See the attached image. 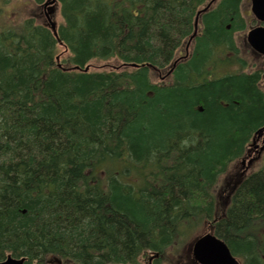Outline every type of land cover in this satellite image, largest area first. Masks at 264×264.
Listing matches in <instances>:
<instances>
[{"label":"trees","instance_id":"1","mask_svg":"<svg viewBox=\"0 0 264 264\" xmlns=\"http://www.w3.org/2000/svg\"><path fill=\"white\" fill-rule=\"evenodd\" d=\"M210 1L58 0V38L32 18L0 25V262L167 264L207 224L264 264V154L223 213L215 195L264 129V71L236 41L255 21L220 0L187 55Z\"/></svg>","mask_w":264,"mask_h":264},{"label":"rangeland","instance_id":"2","mask_svg":"<svg viewBox=\"0 0 264 264\" xmlns=\"http://www.w3.org/2000/svg\"><path fill=\"white\" fill-rule=\"evenodd\" d=\"M56 12L53 16V20L58 23V26L62 24L63 19L61 16V5L56 4L55 6ZM48 12V9L45 7V2L42 5H37L31 0H13L9 5H6L3 7V11L0 14V25L1 26H15L17 24H20L24 22L27 19H35L37 23L39 24H45L46 23V13ZM242 13L246 20L248 21H255V24L251 27L257 26L258 23L254 19V16L251 12V2L250 0H244V3L242 5ZM250 29V28H249ZM249 29L246 32L243 33H237L236 34V41L239 49L241 50L242 57L248 62L249 66L246 70L248 71H257L262 70L264 71V59L261 57H258L254 55L251 50L246 45V35L249 31ZM67 56V52H65V49L63 47H60L59 49V57L60 59H64ZM113 62H100V61H94L90 64L91 70L93 71H106L110 67V65H113ZM232 65L229 70L230 72H235L240 69L239 66ZM224 73V72H223ZM223 73L221 75H223ZM160 80L162 79V75H158ZM263 88H264V82H263ZM261 141L256 142L255 144H260ZM260 146V145H259ZM251 155L253 158L257 156V153L252 150ZM249 162V161H248ZM248 162L245 165H242L241 162H237L230 166L229 170L225 175H223L220 178V181L215 189V195L216 199L218 201V207L220 210V213H223V210H226L228 207L229 202V196L231 189L239 177L240 174L242 176H249L256 170L260 168L262 165V159L259 161H256L254 165L251 166V168L248 167ZM209 225L204 224L201 226L197 231L195 232L194 236L191 240L186 242V244L181 248L183 250L179 251H173L170 252L169 258L172 260L170 263L167 262V264H194L193 262H190V258L188 257V250L191 249L190 243L192 241L202 235H204L207 232H210ZM190 251V250H189ZM191 252V251H190ZM191 256V255H190ZM52 259H55L52 257ZM147 263V260H144V264Z\"/></svg>","mask_w":264,"mask_h":264},{"label":"water","instance_id":"3","mask_svg":"<svg viewBox=\"0 0 264 264\" xmlns=\"http://www.w3.org/2000/svg\"><path fill=\"white\" fill-rule=\"evenodd\" d=\"M218 0H212L209 5H207L200 13H207L214 3ZM57 2V0H48L46 6H52ZM252 2V12L255 15L256 19L264 23V0H251ZM54 13V7L50 8V14L47 15L49 26L53 31L54 35L57 37V26L52 21L51 15ZM199 28L198 18L195 22V32L190 40L192 42L193 38L197 35ZM247 42L252 47L254 51L264 56V26L257 27L250 30L247 36ZM190 43L188 46H190ZM59 61V58L57 59ZM88 70V69H87ZM260 135L264 133V129L261 130ZM264 146L262 147V151ZM193 256L194 259L199 264H241V262L232 254L228 245L212 233H208L197 240L192 244ZM157 257L159 255H156ZM26 259L15 260L12 257H9L6 261L1 262L0 264H25Z\"/></svg>","mask_w":264,"mask_h":264},{"label":"bare ground","instance_id":"4","mask_svg":"<svg viewBox=\"0 0 264 264\" xmlns=\"http://www.w3.org/2000/svg\"><path fill=\"white\" fill-rule=\"evenodd\" d=\"M201 11H199L198 13H197V15H196V19L198 18V22L200 23V21H201V17L204 15L203 13H201L200 15H199V13H200ZM196 19H195V21H196ZM56 37V36H55ZM56 38H58V36L56 37ZM59 63V67L60 68H62V66L60 65V62H58ZM135 68H137L138 66L137 65H133ZM177 66V64L176 63H174V68ZM133 67V68H134ZM80 68H71V69H69V70H79ZM88 69V70H87ZM89 70H91V67L90 66H88V67H86V71H89ZM173 71H170V73H169V75H171V73H172ZM211 232V231H210ZM9 257H11V256H9ZM8 257V258H9ZM7 258V259H8ZM13 258V257H12ZM6 259V260H7ZM15 260H19V259H16V258H14ZM23 259V258H22ZM5 260V261H6ZM4 262V261H3Z\"/></svg>","mask_w":264,"mask_h":264},{"label":"flooded vegetation","instance_id":"5","mask_svg":"<svg viewBox=\"0 0 264 264\" xmlns=\"http://www.w3.org/2000/svg\"><path fill=\"white\" fill-rule=\"evenodd\" d=\"M155 263H156V261L153 260L152 264H155Z\"/></svg>","mask_w":264,"mask_h":264}]
</instances>
